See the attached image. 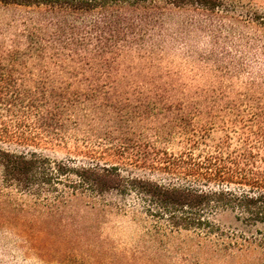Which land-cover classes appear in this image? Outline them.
Here are the masks:
<instances>
[{
	"label": "rangeland",
	"instance_id": "obj_1",
	"mask_svg": "<svg viewBox=\"0 0 264 264\" xmlns=\"http://www.w3.org/2000/svg\"><path fill=\"white\" fill-rule=\"evenodd\" d=\"M237 5L71 11L0 3V148L168 183L157 163L182 156L191 140L204 149L222 139L230 93L251 87L255 106H264V0ZM52 197L6 186L0 168V264H264L256 243L264 224L246 226L230 213L217 220L233 244H213L160 234L135 194L70 195L64 205ZM42 222L69 231L17 235Z\"/></svg>",
	"mask_w": 264,
	"mask_h": 264
},
{
	"label": "trees",
	"instance_id": "obj_2",
	"mask_svg": "<svg viewBox=\"0 0 264 264\" xmlns=\"http://www.w3.org/2000/svg\"><path fill=\"white\" fill-rule=\"evenodd\" d=\"M0 3L71 11L125 6L230 11L238 8L239 0H0ZM255 103L251 87L244 93H230L222 103L221 112L228 124L223 125L222 139L212 145L205 144L204 149H199V142L191 140L182 156L157 163V170L170 177L168 183L125 176L118 166L73 167L37 153H15L0 148L3 182L38 200L52 195V205H64L70 195L135 194L146 215L158 224L160 234L172 236L186 232L213 244L232 245L235 234L220 226L219 215L230 213L237 222L250 227L264 224V106L256 107ZM46 223H40L41 228L35 231L22 227L17 235L33 233L32 237L44 239L54 236L61 226L69 231L66 223L53 224L52 229ZM256 243L264 250V234ZM36 244L39 248L40 243Z\"/></svg>",
	"mask_w": 264,
	"mask_h": 264
}]
</instances>
